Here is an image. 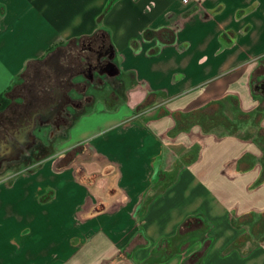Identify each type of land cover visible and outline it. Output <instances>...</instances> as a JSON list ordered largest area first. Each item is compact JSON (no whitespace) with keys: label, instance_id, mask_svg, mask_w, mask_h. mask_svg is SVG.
<instances>
[{"label":"crops","instance_id":"obj_1","mask_svg":"<svg viewBox=\"0 0 264 264\" xmlns=\"http://www.w3.org/2000/svg\"><path fill=\"white\" fill-rule=\"evenodd\" d=\"M95 38L124 92L62 141L114 171L116 196L57 154L0 177V264H264V0H0V95ZM223 99L245 138L188 128Z\"/></svg>","mask_w":264,"mask_h":264},{"label":"rangeland","instance_id":"obj_2","mask_svg":"<svg viewBox=\"0 0 264 264\" xmlns=\"http://www.w3.org/2000/svg\"><path fill=\"white\" fill-rule=\"evenodd\" d=\"M102 46L100 38L79 50L61 43L58 51L49 53L45 61L33 65L13 83L6 92L9 104L0 112V177L27 170L46 156L57 154L62 156L60 162L73 161L77 170L89 173L94 191L116 196L112 188L114 171H108L105 162L87 146L66 147L62 141L74 118L95 103L113 107L121 100L124 78L113 51L101 50ZM143 115L152 116V110ZM186 121L188 128L197 124L203 132L242 138L247 135L249 123L241 107L228 99L194 113ZM167 165L163 167L162 183L176 171V166Z\"/></svg>","mask_w":264,"mask_h":264},{"label":"trees","instance_id":"obj_3","mask_svg":"<svg viewBox=\"0 0 264 264\" xmlns=\"http://www.w3.org/2000/svg\"><path fill=\"white\" fill-rule=\"evenodd\" d=\"M8 104H9V100H8L7 96L5 94H1L0 95V112L3 111L7 107Z\"/></svg>","mask_w":264,"mask_h":264},{"label":"built area","instance_id":"obj_4","mask_svg":"<svg viewBox=\"0 0 264 264\" xmlns=\"http://www.w3.org/2000/svg\"><path fill=\"white\" fill-rule=\"evenodd\" d=\"M184 3H188L190 2L191 0H182Z\"/></svg>","mask_w":264,"mask_h":264}]
</instances>
